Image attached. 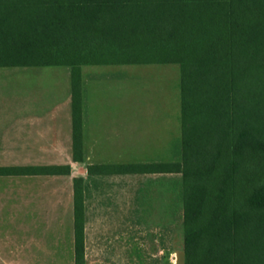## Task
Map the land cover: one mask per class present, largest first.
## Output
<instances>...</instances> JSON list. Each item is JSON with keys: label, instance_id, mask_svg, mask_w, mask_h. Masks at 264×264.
Instances as JSON below:
<instances>
[{"label": "trees", "instance_id": "1", "mask_svg": "<svg viewBox=\"0 0 264 264\" xmlns=\"http://www.w3.org/2000/svg\"><path fill=\"white\" fill-rule=\"evenodd\" d=\"M164 63L179 66V160L87 174L179 173L183 264H264V0H0V67H70L73 161L81 66ZM72 182L73 264H85L83 177Z\"/></svg>", "mask_w": 264, "mask_h": 264}, {"label": "rangeland", "instance_id": "2", "mask_svg": "<svg viewBox=\"0 0 264 264\" xmlns=\"http://www.w3.org/2000/svg\"><path fill=\"white\" fill-rule=\"evenodd\" d=\"M50 70L54 69L0 67V112L6 107L3 100L19 95V90L23 94L35 93L49 87ZM104 70L101 76L106 84L102 86L106 92L116 88L117 94L110 90L104 98L106 103L107 98L120 99L117 106L122 108V120L102 122L106 141L102 151L91 153L90 159L94 163L179 160V66L117 65L116 75H121V81L116 85L108 81L113 73ZM128 100L135 109L133 115L125 112ZM13 155L7 158L8 154H0V163L12 160ZM59 160L63 163L67 154L60 153ZM82 167V163L76 164L69 175L59 177L58 264H72L71 178L81 175ZM180 181L179 173L103 177L96 186H91V195L85 201L87 245L101 240L102 255L115 251L121 255L119 264H177L176 253L182 250ZM114 235L115 248L110 246Z\"/></svg>", "mask_w": 264, "mask_h": 264}, {"label": "crops", "instance_id": "3", "mask_svg": "<svg viewBox=\"0 0 264 264\" xmlns=\"http://www.w3.org/2000/svg\"><path fill=\"white\" fill-rule=\"evenodd\" d=\"M52 67L50 86L41 90L24 92L3 100L6 106L0 112V154H8L12 160L0 166H57L83 164L84 204V263L119 264L121 255L115 251L102 255V241L87 245L85 236V201L91 195V186L105 176L123 174H87V165L94 163L91 153H99L106 141L102 122L121 121L122 108H118L117 96L107 98L112 89L104 86V71L113 73L109 83L116 85L121 75H116L117 65H82V151L83 159L73 161L72 111L70 67L66 65L20 66ZM108 69V70H106ZM49 71V70H48ZM114 88L112 91L115 92ZM112 103V105H110ZM127 115L135 109L126 102ZM136 113V112H135ZM115 136L117 134L115 133ZM121 136V135H120ZM66 153L67 160L60 163L59 154ZM16 154V155H15ZM112 163V162H110ZM117 163V162H115ZM69 175V174H68ZM59 175L57 173L0 174V264H58L59 262ZM75 176V175H74ZM71 178V254L74 262L73 237V182ZM94 191V190H93ZM114 234V233H113ZM117 236L110 246L115 248ZM119 239V238H118ZM137 240V237H134ZM112 242V243H111ZM93 245V246H92ZM94 248V249H92ZM98 249V250H97ZM133 258H131L132 262ZM121 261V260H120Z\"/></svg>", "mask_w": 264, "mask_h": 264}, {"label": "water", "instance_id": "4", "mask_svg": "<svg viewBox=\"0 0 264 264\" xmlns=\"http://www.w3.org/2000/svg\"><path fill=\"white\" fill-rule=\"evenodd\" d=\"M176 263L177 264H183V251H177L176 253Z\"/></svg>", "mask_w": 264, "mask_h": 264}]
</instances>
